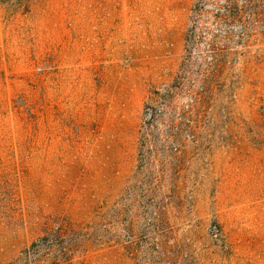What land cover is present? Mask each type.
I'll list each match as a JSON object with an SVG mask.
<instances>
[{
	"label": "rangeland",
	"instance_id": "1",
	"mask_svg": "<svg viewBox=\"0 0 264 264\" xmlns=\"http://www.w3.org/2000/svg\"><path fill=\"white\" fill-rule=\"evenodd\" d=\"M15 1L0 0V264L49 218L78 231L54 264H264V0L205 83L194 51L179 143L144 107L185 72L197 0Z\"/></svg>",
	"mask_w": 264,
	"mask_h": 264
},
{
	"label": "trees",
	"instance_id": "2",
	"mask_svg": "<svg viewBox=\"0 0 264 264\" xmlns=\"http://www.w3.org/2000/svg\"><path fill=\"white\" fill-rule=\"evenodd\" d=\"M17 4L19 0L15 1ZM256 0H197L192 8V19L185 36L186 60L184 62V73L175 85L153 92L157 104H146L144 109L148 118L144 121L145 128L150 131H160L163 127L166 134L164 140L179 143V137L173 134L174 128L179 129L180 122L177 117L185 118V110L177 107L174 97V89L182 91L184 83L190 81V67L193 63L194 51H199L203 45L207 52L202 49L210 61L207 71L201 69L200 80L205 83L210 74H213L224 59L225 51L232 45L243 43L250 36L251 30L258 24ZM201 90L194 93L187 92L191 98L193 94L198 96L206 93L202 86ZM179 109V110H178ZM168 137V138H167ZM144 141L145 136H142ZM78 234L63 219H48L43 223L42 235L33 241L24 250L20 264H38L40 258L50 256L51 264L65 260L71 247L69 240ZM70 244V245H69ZM69 245V247H68Z\"/></svg>",
	"mask_w": 264,
	"mask_h": 264
}]
</instances>
